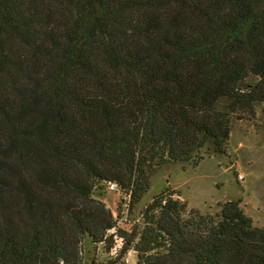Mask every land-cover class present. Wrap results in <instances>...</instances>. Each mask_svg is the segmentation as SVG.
<instances>
[{
	"label": "trees",
	"instance_id": "16d2710c",
	"mask_svg": "<svg viewBox=\"0 0 264 264\" xmlns=\"http://www.w3.org/2000/svg\"><path fill=\"white\" fill-rule=\"evenodd\" d=\"M264 103V0H0V264H264L239 200L215 214L163 192L142 226L93 197L138 202L159 166L223 154Z\"/></svg>",
	"mask_w": 264,
	"mask_h": 264
},
{
	"label": "rangeland",
	"instance_id": "374dc122",
	"mask_svg": "<svg viewBox=\"0 0 264 264\" xmlns=\"http://www.w3.org/2000/svg\"><path fill=\"white\" fill-rule=\"evenodd\" d=\"M163 192H174L172 197L185 201L188 208L210 214L217 213L224 202L239 200L240 208L253 224L264 228V103L256 106L254 116L232 120L223 154L206 156L196 164L168 162L156 168L149 177V188L138 202L130 205L124 191L109 190L105 182L94 188L93 197L112 211L118 228L130 232L134 227L141 228L144 207ZM106 233H113V245L123 244L115 228ZM118 252L112 254L105 242H93L84 236L81 264L106 263ZM136 260V251L130 249L117 264H135Z\"/></svg>",
	"mask_w": 264,
	"mask_h": 264
},
{
	"label": "built area",
	"instance_id": "2783aa9c",
	"mask_svg": "<svg viewBox=\"0 0 264 264\" xmlns=\"http://www.w3.org/2000/svg\"><path fill=\"white\" fill-rule=\"evenodd\" d=\"M240 178H242V177L240 176ZM107 188H108L109 190H118V189H119L118 185H117L115 182H109V183H107ZM119 240L121 241L122 238L120 237ZM121 246H122V244L115 243V244L110 248V252H111L112 254L117 253V251H119V249L121 248Z\"/></svg>",
	"mask_w": 264,
	"mask_h": 264
}]
</instances>
